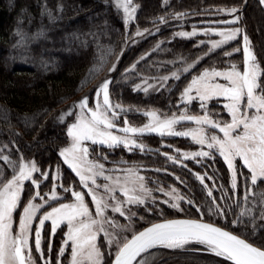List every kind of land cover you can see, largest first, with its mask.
Returning a JSON list of instances; mask_svg holds the SVG:
<instances>
[{"label": "rangeland", "instance_id": "obj_1", "mask_svg": "<svg viewBox=\"0 0 264 264\" xmlns=\"http://www.w3.org/2000/svg\"><path fill=\"white\" fill-rule=\"evenodd\" d=\"M170 1L160 0V6ZM112 3L125 26L122 50L102 77L56 115L55 120L64 124L65 136L57 147L59 161L45 165L32 153H19L13 159V172L0 185V264H17L18 237L28 264H109L119 247L145 223L171 217L204 219L184 176L164 167L125 162L123 152L146 149L139 139L145 134L159 138L156 149L169 163L186 166L191 162L201 168L194 177L211 199L216 198L217 215L223 218L227 213L220 204L229 199V190L217 183L206 160L218 158L226 165L234 207L250 195L251 186L264 179V65L238 26L245 5L189 11L173 16L171 26L168 20L159 19L151 27L135 29L131 26L138 0ZM165 31L172 38L196 39V46H206L204 53L191 62L177 61L182 64L163 73L146 74L137 71V65L153 49L144 51L125 66L126 74L135 73L131 91L147 96L166 89L203 57L227 45L225 55L238 53L239 60L199 70L182 87L176 111L164 115L155 108H138L134 111L144 120L132 124L125 116L130 108L109 97L111 76L123 52L154 34L159 41L156 49L168 35ZM255 32L264 44L260 23ZM168 138L186 139L191 146L181 148L162 140ZM7 152L0 148V159L12 164L13 157ZM240 165L249 172V186L241 198L236 196ZM163 173L175 183H161L158 176ZM172 237L149 245L132 264H154L159 253L150 254L153 250H181L190 244L201 246L199 252L235 264L222 248L206 240Z\"/></svg>", "mask_w": 264, "mask_h": 264}, {"label": "trees", "instance_id": "obj_2", "mask_svg": "<svg viewBox=\"0 0 264 264\" xmlns=\"http://www.w3.org/2000/svg\"><path fill=\"white\" fill-rule=\"evenodd\" d=\"M138 3L131 26L135 29L151 27L159 19L168 20L167 25L171 26L173 16L242 3L245 7L240 11L238 26L248 35L255 57L264 65V44L255 32L257 23L264 29V5L260 0H171L166 7L160 6V0H138ZM124 27L112 0H0V148L13 157L12 164L0 159V185L13 172V159L19 153H32L45 165L59 161L57 147L65 136L64 124L55 120L56 115L108 71L122 50ZM167 34L156 49L153 47L159 41H155L157 36L154 34L139 41L130 51L123 52L119 66L111 76L109 97L130 108L131 112L125 116L132 124L144 120L142 114L134 111L138 108H155L164 115L176 111L175 104L182 87L199 70L223 66L225 60H239L238 53L225 55L230 48L227 45L203 57L177 81L170 82L166 89L147 96L131 91V76L135 73L126 74L125 66L144 51L153 49L137 65V71L146 74L163 73L175 65L194 61L205 51V45L196 46V39L172 38L170 31ZM177 61L182 63L177 64ZM139 139L146 149L123 152L128 165L164 167L171 173L184 176L193 198L201 206L204 219L226 227L264 249V179L251 186L250 195L234 207L226 165L218 158L206 160L217 183L229 190V199L220 204L227 213L223 218L217 215L216 198L211 199L194 177V172L201 171L199 166L191 162H186V166L169 163L157 151L159 138L153 134H145ZM162 140L181 148L191 146L183 138ZM239 168L236 196L241 198L249 186V172L241 165ZM158 178L161 183H175L168 174H159ZM25 198L24 193L22 201ZM201 249L198 244H190L181 250L158 248L150 254L159 253L154 264H230L215 255L199 252Z\"/></svg>", "mask_w": 264, "mask_h": 264}, {"label": "water", "instance_id": "obj_3", "mask_svg": "<svg viewBox=\"0 0 264 264\" xmlns=\"http://www.w3.org/2000/svg\"><path fill=\"white\" fill-rule=\"evenodd\" d=\"M182 235L203 239L222 248L235 264L248 263L235 259L231 251L255 264H264L263 248L217 223L193 217L165 218L143 226L120 246L110 264H132L136 257L157 239ZM14 254L17 264H28L19 237L16 240Z\"/></svg>", "mask_w": 264, "mask_h": 264}, {"label": "bare ground", "instance_id": "obj_4", "mask_svg": "<svg viewBox=\"0 0 264 264\" xmlns=\"http://www.w3.org/2000/svg\"><path fill=\"white\" fill-rule=\"evenodd\" d=\"M170 238H173L172 236H167V237H163V238H159V239H157L158 241H162L161 239H167V240H169ZM157 242V241H156ZM120 248V247H119ZM231 253H232V255L234 256V258L235 259H238V260H242V261H244V262H246V263H248V264H255V263H253V262H251V261H248L247 259H245L244 257H242L241 255H239V254H237V253H235V252H233V251H231Z\"/></svg>", "mask_w": 264, "mask_h": 264}]
</instances>
